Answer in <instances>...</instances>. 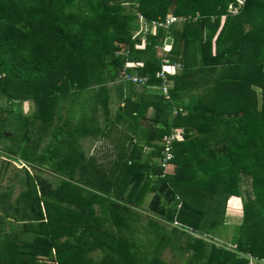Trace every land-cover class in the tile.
Masks as SVG:
<instances>
[{
    "label": "trees",
    "instance_id": "obj_1",
    "mask_svg": "<svg viewBox=\"0 0 264 264\" xmlns=\"http://www.w3.org/2000/svg\"><path fill=\"white\" fill-rule=\"evenodd\" d=\"M169 14L182 20L153 27ZM123 71L146 83L119 80L116 87ZM162 71L172 85L169 99L158 88ZM111 85L117 113L108 118ZM0 92L39 108L25 117L9 151L44 167L39 141L52 136L51 168L62 164L69 176L55 187L24 168L15 176L17 199L0 194V221H12L0 232V264H170L161 253L172 238L158 231L159 220L177 222L173 231L187 238L195 264H248L246 254L264 264V0H0ZM100 105L106 136L126 117L136 139L108 162L87 159L78 140L102 132ZM173 129H182V138L162 168L154 158L161 164L162 139ZM4 135L16 137L0 130ZM145 148L153 150L144 156ZM148 193L158 220L139 224ZM232 196L242 199L244 213L233 228L237 250L204 239L227 229ZM150 237L154 248L144 242ZM93 252L102 253L98 262Z\"/></svg>",
    "mask_w": 264,
    "mask_h": 264
},
{
    "label": "rangeland",
    "instance_id": "obj_2",
    "mask_svg": "<svg viewBox=\"0 0 264 264\" xmlns=\"http://www.w3.org/2000/svg\"><path fill=\"white\" fill-rule=\"evenodd\" d=\"M230 11L232 14L237 13L238 8H230ZM144 19H140V24L141 26L144 24ZM180 24V23H179ZM180 26V25H177ZM142 29V27H141ZM146 29V27H145ZM134 35L139 34L138 29L133 30ZM169 45H171V43H168ZM168 44H166L167 46H169ZM145 45L144 44H138L139 48H143ZM166 47L165 45L163 46V48ZM128 66H133V64H128ZM124 81V79L122 77L117 79V82H115V86H119L121 84V82L119 81ZM115 86H108V92L110 93V98L111 99V103H110V116H107L108 118H113L114 115L117 113V101H118V97H116L117 95V90L115 88ZM171 83H167V94H169L170 96V89H171ZM141 90V88H139ZM126 90L128 91V86L126 88ZM118 96V95H117ZM64 101H67L66 104L69 105V109L72 110L74 113H76V109H78V107H76L75 105H71V103H69V100H66V97L64 98ZM110 101V99H109ZM29 104V106H28ZM99 118L101 120V123L104 125L105 122V118L106 116L105 114V108L103 107V105L99 106ZM9 110H12V113L9 112ZM182 110V109H181ZM183 112L186 113V109L182 110ZM39 112V108L36 105L35 102H19L18 100H11L10 98H7L5 95H3L0 92V130L2 132H5L6 135H9L11 133H15L16 137L15 138H11L8 139L4 136H0V194H5L8 191H11V199L12 201L16 200L21 188L20 182L18 180H16V174H20L23 175L22 170L24 168H31V172L32 173H38L41 176H43L44 178H47L53 186H58L59 183L61 182L62 179H66L69 176L67 175V171L64 168L58 169V172H54L53 171H43L41 169V172H38L36 169H34V167H31L30 164H28L27 162H24L26 164L25 167L22 157H21V151H19L16 155H14L13 152H10L9 149H13L14 146H16L17 142L14 140L18 137H20L23 134V127H24V120L25 117L27 115H33V114H37ZM154 113L153 109H149L147 110L145 116L147 118L152 117ZM176 112H172V115L175 116ZM77 118H73V121H77ZM147 123V121H144L142 124ZM119 125H121V123H119ZM118 128H128V124L125 127L123 126H119ZM130 133V132H129ZM49 136V135H48ZM95 136V138L92 137V135H82L81 137L78 138L79 142H80V147L82 148V153L83 155L88 159L91 156L96 155L100 161L102 162H108L112 157L114 158V156H116V154L120 151L119 147H116V144L113 143L112 141H110V139H106L103 137H99ZM182 138V136H180ZM14 142H16V144L14 145ZM50 143V137H45L43 142L41 143L43 148L45 149L46 144ZM62 159V158H61ZM155 160V159H154ZM160 163V159L157 160ZM61 162V160H60ZM7 164V165H6ZM107 164V163H106ZM33 168V169H32ZM29 170V169H28ZM46 170H49L48 168H46ZM55 170V168L53 169ZM76 172H78V170H76ZM154 193H148L146 194L145 198L142 201V208L140 210V213L142 214V218L140 220L139 224H146L149 218H152V220H158L155 218L154 214H151V211H149L150 209V201L153 198ZM235 200H238L237 198H231L229 201V211H231V209H235L234 206V202ZM241 202V201H240ZM233 204V205H232ZM241 204V203H240ZM95 208L97 211H100V206L99 203L95 204ZM228 210V209H227ZM229 211H226V217L228 220V216L230 217L231 213ZM240 215L244 216L243 213V209L242 211H240ZM12 217H9L7 219H11ZM13 219V218H12ZM12 221L10 220H5V221H0V232H8L10 230V223ZM159 224V229L158 231H160L161 233L164 232L166 233L168 236H170L172 238V242L169 243L168 245L165 246V249L162 250L161 253V258L166 260L167 262H169L170 264H190V262H192L191 264H195L191 255L193 254V247H189L185 245V241L184 239H187L185 236L182 239H178L179 233L174 232L175 228H179L177 223H169V222H165V221H158ZM226 222V220H225ZM108 227V226H105ZM174 230V231H173ZM150 232V235L153 237L155 235V230L151 229V230H147ZM180 231V229H179ZM189 232V233H187ZM187 233L188 235H190L191 237L194 238H202L201 233L199 232H194V231H190L188 230ZM122 234L124 236H126L128 239L131 238L130 232L127 230H124V232H122ZM149 234V233H148ZM218 240L216 241V239H212V238H207L204 237V239L207 241L208 240V244H213L215 243L217 246H219L220 248H224V249H231V250H237L236 247H234L235 245L231 243V241L233 242V237H234V229L233 227L227 225V229H219L217 230L216 233H214ZM207 238V239H206ZM224 239V240H223ZM191 240V239H190ZM157 241L156 238H151L149 239V241L147 242L146 240L144 241L145 243L148 244L149 248H154L153 245L156 244L155 242ZM146 244V245H147ZM150 244V245H149ZM232 244V245H231ZM229 246H233V247H229ZM135 247V246H134ZM141 248H145V247H141ZM157 248V247H156ZM210 246L208 245L205 248V253L208 254L209 250H210ZM92 259L98 262L100 257L102 256L101 252H93L91 254ZM245 256H247L249 258V255L246 254ZM206 258V257H204ZM203 261V260H202ZM257 261V260H256ZM255 261V263H256ZM259 261V260H258ZM261 261V260H260ZM264 262V261H261Z\"/></svg>",
    "mask_w": 264,
    "mask_h": 264
},
{
    "label": "crops",
    "instance_id": "obj_3",
    "mask_svg": "<svg viewBox=\"0 0 264 264\" xmlns=\"http://www.w3.org/2000/svg\"><path fill=\"white\" fill-rule=\"evenodd\" d=\"M259 92H260V89H257ZM122 105H123V102L121 103ZM28 106H29V104H28ZM126 120H127V118L126 117H123V119L121 120V122H119V123H121V125H119V123H117V126L119 127H121V126H127V122H126ZM118 127H116V128H114L113 129V132H112V134L108 137V136H106L105 135V132H106V130L107 129H105L104 128V125L101 123V130H102V132H100V133H98V134H94V135H92V137L93 138H95V136H98L97 138H99V137H103V138H105L106 137V139H110V141H112L113 143H117V141L119 140V141H121V143H120V145H119V148H121V149H125V146L126 147H129V145L131 144V143H133V142H136V139H134V141H132L131 140V136L130 135H133V133H131V131H129L127 128H118ZM177 130H182V129H177ZM130 132V133H129ZM104 133V134H103ZM111 133V132H110ZM88 135H90V134H88ZM127 136H130V137H127ZM47 137H50V143H48V144H46V146H45V149L43 148V146H42V142H43V140L42 141H39L40 142V147H39V153H40V155L39 156H42V157H45V156H47V159L46 160H44L43 161V166L44 167H41V166H39V165H37V164H32L31 162H28V161H26L28 164H30V166L31 167H34V169H41V170H43V171H48V172H50V171H53L52 173H54V172H58V169H61V168H64L63 167V165L61 164H55L54 165V168H55V170H53L54 168H51V163H52V161L53 160H51V158H50V156H51V153L50 152H48V148H53V145H54V147H55V144L57 143V141L54 139V137H52V136H46V138ZM51 144V145H50ZM125 145V146H124ZM77 150V149H76ZM81 150H82V148H81ZM153 150V148H145V151H144V156L146 155V154H148L150 151H152ZM83 151V150H82ZM54 156V155H53ZM62 156H63V147L62 146H59V149L57 150V153L55 154V156H54V160L56 161V162H60V160H61V158H62ZM155 160H154V164L155 165H161V164H159V162L157 161L158 160V158H154ZM25 161H23V163H24ZM25 164V163H24ZM25 167H28V166H26V164L24 165ZM46 168H48L49 170H46ZM28 169L29 170H31V168H29L28 167ZM33 169V168H32ZM73 169H74V171H76L77 169H76V166L75 167H73ZM231 198H237L238 200H235V202H234V206H235V209H231V211H229V200L231 199ZM230 199L228 200V202H227V208H226V211H229L230 213H231V215H230V217L228 216V220H227V217L225 216V218H226V222H225V224L226 225H229V226H231V227H235V226H237V225H240L241 223H242V221H243V216L242 215H240V211H242V199L240 198V197H237V196H232V197H230ZM241 201V202H240ZM241 203V204H240ZM228 209V210H227ZM226 215V214H225ZM2 215L0 214V217H1ZM215 239H218L217 237H214ZM232 245V244H231ZM235 247V246H234ZM248 255H251V254H248ZM253 256V255H252ZM254 257V256H253ZM256 260H257V262H258V258L257 257H254ZM261 261H264V259L263 260H261ZM255 262V261H254Z\"/></svg>",
    "mask_w": 264,
    "mask_h": 264
},
{
    "label": "built area",
    "instance_id": "obj_4",
    "mask_svg": "<svg viewBox=\"0 0 264 264\" xmlns=\"http://www.w3.org/2000/svg\"><path fill=\"white\" fill-rule=\"evenodd\" d=\"M237 1L239 2V4H243V2H244V0H237ZM181 20H182L181 18L176 17V16H174L172 14H169L164 21H153L152 25L155 28L157 26L163 27V28H168L173 23L180 22ZM147 26H148V24L144 23L142 25V28L146 27V29H145V31H146L147 30ZM166 44H168V43H166ZM166 44H165L166 47H164V49H169L171 47V45L168 44L169 46H167ZM179 66H180V64H174V66L170 65L169 67H172V69L174 70L176 67L178 68ZM159 76L161 78H163L164 82H163L162 86H159L158 88L162 91V93L166 97V99H169L170 96H169V94H167L168 87H167L166 76L164 74V71H162L159 74ZM121 77L124 79V81H132L135 84H144V83H146V80H147L145 78L138 77L137 75H133V74L131 75L129 73H126V71L122 72ZM174 112H176V114H175V116H176L177 115V111L174 110ZM180 136H182V131L181 130H177V129L176 130L173 129L170 134L164 135V137L162 139V145H163V151H162L163 157L161 158V166H162V168H166L168 166L169 162L174 158L173 144H174V142L177 139L181 138ZM164 172H165V170H164ZM217 240L218 239H216V241ZM229 247H233V246H229ZM254 261H256V259L252 255H249V263L248 264H255Z\"/></svg>",
    "mask_w": 264,
    "mask_h": 264
},
{
    "label": "bare ground",
    "instance_id": "obj_5",
    "mask_svg": "<svg viewBox=\"0 0 264 264\" xmlns=\"http://www.w3.org/2000/svg\"><path fill=\"white\" fill-rule=\"evenodd\" d=\"M233 205V204H232Z\"/></svg>",
    "mask_w": 264,
    "mask_h": 264
}]
</instances>
